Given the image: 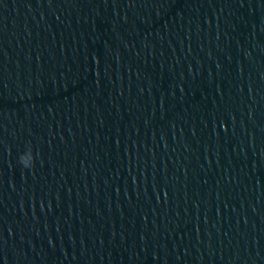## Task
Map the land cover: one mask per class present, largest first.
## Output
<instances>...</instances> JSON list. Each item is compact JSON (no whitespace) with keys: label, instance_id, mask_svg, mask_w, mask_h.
Masks as SVG:
<instances>
[{"label":"water","instance_id":"95a60500","mask_svg":"<svg viewBox=\"0 0 264 264\" xmlns=\"http://www.w3.org/2000/svg\"><path fill=\"white\" fill-rule=\"evenodd\" d=\"M0 264H264V0H0Z\"/></svg>","mask_w":264,"mask_h":264},{"label":"clouds","instance_id":"9594fccd","mask_svg":"<svg viewBox=\"0 0 264 264\" xmlns=\"http://www.w3.org/2000/svg\"><path fill=\"white\" fill-rule=\"evenodd\" d=\"M34 159L35 158L30 145L28 146L27 150L23 152L19 157L20 163L26 169L32 168L34 166Z\"/></svg>","mask_w":264,"mask_h":264}]
</instances>
